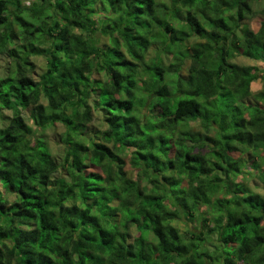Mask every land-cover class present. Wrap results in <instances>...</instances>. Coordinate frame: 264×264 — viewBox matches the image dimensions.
Instances as JSON below:
<instances>
[{
	"label": "trees",
	"instance_id": "16d2710c",
	"mask_svg": "<svg viewBox=\"0 0 264 264\" xmlns=\"http://www.w3.org/2000/svg\"><path fill=\"white\" fill-rule=\"evenodd\" d=\"M253 13L0 0V264H264V65L236 62L264 63ZM57 123L59 159L42 134Z\"/></svg>",
	"mask_w": 264,
	"mask_h": 264
},
{
	"label": "rangeland",
	"instance_id": "374dc122",
	"mask_svg": "<svg viewBox=\"0 0 264 264\" xmlns=\"http://www.w3.org/2000/svg\"><path fill=\"white\" fill-rule=\"evenodd\" d=\"M22 1H23L24 5H31L33 2V0H22ZM249 1L252 5L254 13H253V16L251 18H249V20H246L244 23L247 22V24L253 30L258 31L259 28L261 27L262 21L264 20V0H249ZM147 39H148V35L145 36L144 40H147ZM144 42H146V43H144V44L141 43L142 44L141 47L143 50L144 46L145 45L147 46L148 52H149L148 59L151 58V56L154 52H157L158 50H160L162 48V43L152 42V41H150V42L144 41ZM182 48H183V46L180 43L173 44V55L176 54L178 57H180L181 51L185 53V51H183L185 49H182ZM236 56H237L236 62L241 63L243 65L253 64V65H257L259 67H263V65H264V63L262 61L253 60V59H251L247 56H243L241 54H237ZM32 60L36 63V67H37L35 69L34 76L38 77L39 74H41L46 68V63H47L46 58L43 56H33ZM9 63H10L9 57H7L6 54L0 53V73L1 74L4 75L6 73L7 67L9 66ZM189 65H190L189 62L187 61L186 65L182 69V72L181 71L179 72L180 75L183 74V76H185V77H187L189 75V73H188ZM168 73L171 76H173L175 74V71H171ZM132 80H133V78H132ZM262 87H263V83L260 80V81L256 82L255 84H253L252 90L257 91V90L261 89ZM173 88L176 89V87H173ZM216 102H218V101H216ZM25 118L30 123H32V121L27 117L26 113H25ZM192 124L195 125L196 128L200 127L199 124H197L198 125V127H197L196 123H194V122H192ZM64 131H65V127L63 126V124L57 123V125L55 126L54 129H53V127L52 128L50 127L42 133V134H44V133L46 134V139H47V141L50 142V144L52 145V148L55 149L54 152L56 153L58 159L60 158L61 155H63V147H62V144H60V141H61L60 136ZM236 155L241 158L243 154L237 153ZM125 158H126V161L128 162L127 170H130L131 165L129 163L128 155H126ZM258 158H260L261 161L264 159V157H261V155ZM244 166H246V165H244ZM249 171L252 172V176L247 179L248 181L246 183H249L250 186H254V183H260L259 178H258V174L256 173L257 171L254 169H250ZM261 189L262 188H259V191H262Z\"/></svg>",
	"mask_w": 264,
	"mask_h": 264
}]
</instances>
